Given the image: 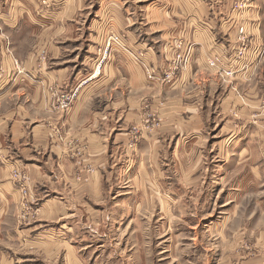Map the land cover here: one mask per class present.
I'll return each instance as SVG.
<instances>
[{
    "label": "crops",
    "instance_id": "1",
    "mask_svg": "<svg viewBox=\"0 0 264 264\" xmlns=\"http://www.w3.org/2000/svg\"><path fill=\"white\" fill-rule=\"evenodd\" d=\"M235 1L0 0V264H97L186 201L264 191V0ZM240 28L250 45L227 78L207 59L231 65Z\"/></svg>",
    "mask_w": 264,
    "mask_h": 264
},
{
    "label": "rangeland",
    "instance_id": "2",
    "mask_svg": "<svg viewBox=\"0 0 264 264\" xmlns=\"http://www.w3.org/2000/svg\"><path fill=\"white\" fill-rule=\"evenodd\" d=\"M36 1L43 10L52 9L57 4V0H48V6L42 5L39 0ZM245 1L236 0L233 10L237 11L235 9L242 6ZM94 9L93 4L90 7L91 14ZM110 38L105 47L100 49L103 56L106 55L110 42L121 40L116 34ZM245 44L249 48L248 37ZM142 55V52H138L134 54V58L141 61ZM103 56L101 57L104 58ZM188 56V53L187 55L176 53L170 63L172 69L177 70L183 66ZM215 58L218 60L216 64ZM207 63L218 70L224 66L223 60L217 55L209 56ZM142 65L148 78L155 77L154 71L149 76L147 69L150 71L151 69L143 62ZM235 69L234 67L233 71ZM169 70L157 74L156 77L171 78L170 73L173 72ZM52 108L59 111L53 104ZM253 187L254 185L250 186V191ZM260 191L241 195L234 194V190L230 189L217 196L212 194L202 208L192 209L191 212L186 201L181 218H176L174 222L172 217L162 219L160 221V224H163L162 229L150 230L147 243L144 240L133 241V245L136 246L125 250L118 246L115 250L104 248L100 251L101 261L97 264H264V191L263 189ZM211 208L213 214L206 215V209ZM225 211L230 215L219 224V221L225 218L223 216Z\"/></svg>",
    "mask_w": 264,
    "mask_h": 264
},
{
    "label": "built area",
    "instance_id": "3",
    "mask_svg": "<svg viewBox=\"0 0 264 264\" xmlns=\"http://www.w3.org/2000/svg\"><path fill=\"white\" fill-rule=\"evenodd\" d=\"M39 2L44 6H48V0H39ZM238 33H239V36H238L239 45L234 50L235 52L233 54V62L231 65H229L227 67L223 66L222 69L220 70L221 73L226 77L227 76H233V74L235 72V71H233V68L237 67L238 59H240L242 56H244V53L246 52V49H247V46L245 44L246 36H245L243 29L240 28ZM43 59H45V56L43 54H41L40 61H43ZM14 60H16V59H14ZM216 62H218V60L215 58L214 63L216 64ZM147 72H149V76H151L150 73H152V71L147 69ZM1 73H2V69H1V60H0V74ZM16 73H22V68L16 69ZM169 76H170V74H168V77ZM75 96H76V89L70 90L68 92H62V93L57 95L56 101L53 103V105L59 111H67L71 107V105L75 99ZM12 176L18 183L19 192L22 193V195H26L27 194V184H26L27 175H26V173L24 171H19L18 169H14L12 171Z\"/></svg>",
    "mask_w": 264,
    "mask_h": 264
},
{
    "label": "bare ground",
    "instance_id": "4",
    "mask_svg": "<svg viewBox=\"0 0 264 264\" xmlns=\"http://www.w3.org/2000/svg\"><path fill=\"white\" fill-rule=\"evenodd\" d=\"M112 41H114V40H112ZM1 60V59H0ZM2 63V62H1ZM14 63H15V67H16V69H21L22 67H21V64L20 63H18L17 61H14Z\"/></svg>",
    "mask_w": 264,
    "mask_h": 264
}]
</instances>
